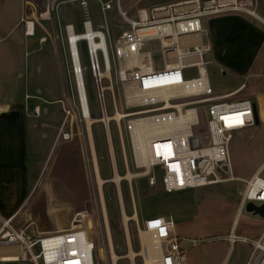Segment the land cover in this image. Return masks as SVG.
I'll use <instances>...</instances> for the list:
<instances>
[{"label":"rangeland","instance_id":"obj_1","mask_svg":"<svg viewBox=\"0 0 264 264\" xmlns=\"http://www.w3.org/2000/svg\"><path fill=\"white\" fill-rule=\"evenodd\" d=\"M26 1L0 0V116L17 104H21L26 109L27 101L31 105H38L43 111V115L36 119L39 123L37 128L39 131L32 129L31 126L28 128L29 153L31 156L38 155L34 162L38 165L39 172L33 180V190L29 199L22 208L24 214L21 221L18 224L15 221L13 223L15 229L18 230L19 227L29 224L32 228L30 234L35 236L34 231L37 229L39 232L56 231L63 226L70 229L78 214H86L84 224L96 240L99 260H104L106 264L110 256V244L116 249V256L129 257L128 243L135 253H140L141 244L143 245L141 237H144L143 223L149 218L162 215L173 219L179 237L199 242L194 248L187 241L183 243L185 248L190 249L188 253L190 264H224L229 250L224 253L223 248L227 251V247L225 245L222 248L223 243L219 242L222 241L220 236L234 219L233 207L237 200L241 202L240 193L245 184L242 181H230L201 189L165 193L159 181L152 185L147 178H140L131 184L132 195L137 205L134 212L129 182L126 181L133 180L128 179L127 174L128 172L138 174L143 171L135 168L126 136H124L123 148L115 122L110 123L112 149L103 124L95 122L96 124L91 125L90 132L88 131V125L79 105L75 81L73 75L69 74L65 61L66 39L63 31V43V39L60 38V28L64 30V26L72 22L76 33H82L83 22L87 19L83 8L76 0H57L54 2L55 8L50 19L53 23H43L40 21L41 14L40 20L25 18ZM106 1L108 0H103ZM177 1L180 0H121V7L130 18H135L139 10L152 9ZM253 1V11L264 22V0ZM58 7L60 9H57ZM30 8L31 4L28 3L29 15ZM87 11L88 18L95 28L97 25L100 27L107 25L111 38V44L108 43L109 48H115L117 39L128 27L118 14L116 4L113 3L112 11L103 14L99 2L89 0ZM225 16H240L254 24L241 23L238 29L232 25L228 26L224 47L220 50V47L216 48L212 41L210 27L212 17ZM212 17L202 19V27L206 33L202 34L201 40L211 45V52L205 56L204 61L207 64L213 95L230 93L245 83L246 88L233 100L254 97L252 100L259 103L256 97L264 96V23L241 13H225ZM34 21L38 22L36 26L41 29V33L34 37H26V22L33 26ZM242 33L252 34L253 40L260 44L257 47L247 44ZM40 36L47 38V43L43 46L39 44ZM78 50L80 63L84 69L83 78L88 104L91 112L98 114L96 88L86 44L79 43ZM145 51L153 54L157 68L162 69L163 60L159 42H148ZM198 76L196 68L185 73L186 79H194ZM27 94L32 98L29 99ZM260 99L264 102L263 97ZM107 100L111 112L108 116L111 118L113 114L110 93H107ZM64 107L68 111L67 114L63 111ZM45 111H48L47 115H44ZM27 112L28 124H31L29 116L31 113L28 110ZM35 113L40 114L39 108L35 109ZM261 113L264 119V104ZM93 118L98 121L100 117ZM63 127L66 132L73 135L71 140L62 139ZM45 134L47 137H44ZM201 134L206 135L207 130L203 129ZM230 153L235 177L250 179L261 171L260 176L264 179V124L236 135ZM125 157L130 169L128 172H126ZM97 168L100 170L103 182L101 187L102 196L104 192L106 201L107 223L104 222L99 204L100 190L98 191L99 183L95 175ZM116 174L124 180L125 209H121L118 202L116 184L113 182ZM84 192L86 205H83L81 210H76L71 217L70 213L73 211L71 209L81 202ZM0 205L1 227L2 220L8 218L4 213L5 209H2L5 206L4 197L0 198ZM123 212L130 218L127 226ZM135 215L136 220L132 219ZM244 216L250 214L245 211ZM55 233L57 232L46 235ZM149 238L150 235L144 237V239ZM147 245L148 243L143 246ZM254 252L255 248L252 247V253ZM233 258L231 257L227 264H230ZM119 264H130V262L125 258Z\"/></svg>","mask_w":264,"mask_h":264},{"label":"built area","instance_id":"obj_2","mask_svg":"<svg viewBox=\"0 0 264 264\" xmlns=\"http://www.w3.org/2000/svg\"><path fill=\"white\" fill-rule=\"evenodd\" d=\"M76 1L80 3L87 19L83 22L82 33H76L71 24L65 25L64 30L60 28L63 43V31L66 39V65L69 74L73 75L85 120L79 78L87 103L88 99L78 50L79 43L84 42L99 109L98 114L90 110V115L100 117L98 123L103 124L108 139L111 138L110 123H116L123 148L126 136L135 168L143 171L134 173L136 177L133 181L126 180L129 182L131 195L132 182L140 178H147L152 185L159 181L165 193L242 181L245 191L241 196L240 211H245L249 203L264 205V179L260 173L247 180L235 177L230 153L236 135L264 124L261 113L264 102L260 99L264 96L256 97L259 103L252 100L254 97L233 100L246 85L231 94L214 96L204 61L205 56L211 52V45L201 40L202 34L206 33L202 27V19L225 13L251 16V13H256L253 11L254 1L180 0L139 10L135 18H130L122 10L121 0H96L103 14L112 11L115 3L118 14L128 25L117 39L115 48L111 49L107 25L95 28L88 18L89 0ZM43 17L41 14V19ZM29 25L26 22L25 34L34 37L36 24L33 22L32 36L28 35ZM75 34L77 37L72 42L71 35ZM152 41L159 42L162 69L157 68L153 54L145 51V45ZM46 42V37L40 39L41 44ZM194 68L198 70V78L186 79V71ZM107 93H110L113 114L108 123L104 121V116L111 113ZM64 111L68 113L66 108ZM118 112L122 113L120 121L115 118ZM64 128L61 130V137L64 141H69L73 135ZM203 129L207 130L206 135L201 134ZM125 162L128 172L130 169L126 157ZM114 166L117 168L115 162ZM123 181L120 186L114 184L121 209H125L126 203ZM132 198L135 212L137 205L133 195ZM99 204L106 223V201L104 192L102 197L100 191ZM86 218V214H78L70 229L44 235L36 240L27 239L15 229V217L3 219L0 227V264H105L104 260H99L96 240L84 224ZM143 233L152 237L153 249L141 244L140 251L144 254L132 261L128 255L116 256V249L110 244V256L106 264H119L125 258L130 264H146L148 261L150 264L152 261L153 264H190V249L185 248L183 243L187 241L193 248L199 245L198 241L179 237L173 219L162 216L145 220ZM226 242L232 247L238 243L254 247L250 264H256L258 246L264 245L263 238L249 240L238 237L235 232L229 234ZM114 254L117 261L113 260ZM151 256L155 257L154 260H151ZM263 260L264 252L260 264Z\"/></svg>","mask_w":264,"mask_h":264},{"label":"crops","instance_id":"obj_3","mask_svg":"<svg viewBox=\"0 0 264 264\" xmlns=\"http://www.w3.org/2000/svg\"><path fill=\"white\" fill-rule=\"evenodd\" d=\"M56 1L57 0H29V1L27 0L25 4V18L28 17L33 20L38 18V20H40L39 16L40 14H43L44 17L40 21H42L43 23H53V20L50 19L52 18V10L53 8H55L54 2ZM28 3L31 4L30 15L28 14V9H27ZM57 9H60V7H58ZM42 10L43 12H41ZM22 21L23 19H21V22ZM34 22L35 24L36 23L38 24L37 21ZM241 23L251 24L252 22L248 21L247 19H243L240 16H225L223 18L212 17L210 34L216 48L220 47V50L223 49L224 47L223 44L225 41V37L227 35L226 28L232 25L236 27V29H238V25H241ZM68 24H71L75 27L74 23L72 22H69L66 25ZM99 26L100 25H97V27ZM209 26H210V22H209ZM40 33H41V29H39L38 26H36L35 36ZM242 35L244 36V39H246L247 44H252L255 45L256 47L260 44V43L257 44L253 40L254 36L252 34L246 35L242 33ZM25 36L29 37L27 35ZM41 38L43 37L40 36L39 44L40 46H43L45 43L44 44L40 43ZM243 85L246 84L245 83L241 84L236 90L227 94H231L237 91ZM27 97H29V99L32 98L28 94ZM27 102H26V109H24L21 104H17L10 111H6L3 113V115L0 116V198L1 197L5 198V206H3L2 209H5L4 213L8 217L7 219L11 217H15V222H17V224L21 221V217L24 214V209L22 210V208L29 199L30 193L33 190L32 189L33 188L32 184H34L33 180L35 179V176L39 172V167L34 162V160L38 157V155L33 154L31 156L29 153L28 128L29 126H31L32 129L38 130L37 128L39 123L38 121H36V119L40 118L41 115H43V111L38 105L34 106L31 105L30 102L28 103ZM36 108H39L40 110V114L38 115L35 113ZM27 110L30 111L31 113V115H29L31 117V121H30L31 124H28L29 118L27 115L28 113ZM64 110L65 107L63 108V111ZM47 114L48 111H45L44 115ZM44 137H47V135L45 134ZM93 159L95 162L94 156ZM97 173L101 176L100 170L98 168L95 170L96 178H97ZM98 186L102 195V191H101L102 187L99 184ZM244 191H245V186L242 192L240 193V196H242ZM82 197L83 198H81L82 199L81 202H78V204L71 209V211L73 210L70 213L71 217L74 215V213H76L75 212L76 210H81L82 206L86 205L87 200L85 199V192ZM234 205H235L233 207L234 211L232 212L234 214V219L227 226L223 235L220 236V238H222V241H219L221 244L223 243L222 248L225 245L227 247V251L226 248H223L224 253L228 252L229 250L227 259L226 260L224 259L225 260L224 264H227V262L229 261V259H231V257L234 258L231 260L230 264L231 263L250 264L253 256L252 247L246 243H240V244L238 243L234 247H232L225 241V239L229 236L231 232H235L238 237L249 240H259L261 238L264 239V219L257 216H253L252 214H250V216H244L245 211H240V200H237V203ZM19 228L20 229L18 230L22 232L25 235V237L29 240H36L37 238L44 236L48 233L62 232L69 229L68 227L65 226L57 228L56 231L39 232L37 229L34 231L36 234L35 236L30 234L32 228L30 227L29 224H26L24 227H19ZM37 234L39 235L37 236ZM262 264H264V260Z\"/></svg>","mask_w":264,"mask_h":264},{"label":"bare ground","instance_id":"obj_4","mask_svg":"<svg viewBox=\"0 0 264 264\" xmlns=\"http://www.w3.org/2000/svg\"><path fill=\"white\" fill-rule=\"evenodd\" d=\"M251 16L253 17V18H256V19H258V20H260L261 22H263L262 20L263 19H261V17L259 16V15H257V13H251ZM264 23V22H263ZM28 35H30V36H32L33 35V26H31L30 25V27H29V29H28ZM76 37H77V35L75 34L74 36L73 35H71V38H72V42H74L75 41V39H76ZM107 76H110L109 74H107ZM79 83H80V88H81V97H82V106H83V110H84V114H85V121H86V123H87V125H88V131L90 130V127H91V125L93 124V123H95V122H99V121H97V120H95L93 117L94 116H91L90 115V109H89V107H88V103L86 102V99H85V95H84V91H83V87H82V81H81V78H79ZM112 118V117H111ZM111 118H109V116H104V121L106 122V123H108V121H110L111 120ZM115 118H116V120H118V121H120V119L122 118V113H120V112H118L117 114H116V116H115ZM91 136V135H90ZM109 143H110V147H111V138L109 137ZM111 149H112V147H111ZM94 154V153H93ZM95 156V155H94ZM129 173V172H128ZM258 173H260V172H258ZM136 176H134V174H127V178L128 179H134ZM97 178H98V183H99V185L101 186V184H102V179H101V177H100V175L97 173ZM123 178H121L119 175H117L116 174V176H115V179H114V182L117 184V185H120V182H121V180H122ZM111 182V181H110ZM102 191V190H101ZM136 212V211H135ZM124 213V221H125V225L127 226V223H128V221L130 220V218H128L127 217V215L125 214V212H123ZM132 219H137V216L135 215ZM144 234V237L145 236H147L148 234H146V233H143ZM144 237H141L142 238V243H143V245H145L146 243H148V245H149V247L151 248V249H153L154 247V242L152 241V237L151 238H149V239H144ZM262 244H260L258 247H259V252H258V258H257V260H256V264H260L261 263V259H262V254H263V252H264V245L263 246H261ZM129 247H130V249H129V258H131V260L132 261H134V260H136V257L137 256H142L144 253H143V251H140V253H135L132 249H131V246L129 245ZM114 257H113V260H115V261H117L116 260V258H115V254L113 255ZM154 256H151V260H154ZM258 260H259V262H258ZM154 263V261H152V263L151 264H153ZM146 264H150L149 263V261L146 263Z\"/></svg>","mask_w":264,"mask_h":264},{"label":"water","instance_id":"obj_5","mask_svg":"<svg viewBox=\"0 0 264 264\" xmlns=\"http://www.w3.org/2000/svg\"><path fill=\"white\" fill-rule=\"evenodd\" d=\"M245 211L248 214H252L253 216H257V217H260V218L264 219V205H262V206H256L253 203H249L246 206Z\"/></svg>","mask_w":264,"mask_h":264},{"label":"trees","instance_id":"obj_6","mask_svg":"<svg viewBox=\"0 0 264 264\" xmlns=\"http://www.w3.org/2000/svg\"><path fill=\"white\" fill-rule=\"evenodd\" d=\"M41 12H43V10Z\"/></svg>","mask_w":264,"mask_h":264}]
</instances>
